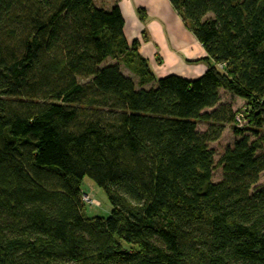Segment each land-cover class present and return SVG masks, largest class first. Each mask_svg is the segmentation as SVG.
Segmentation results:
<instances>
[{"label": "trees", "instance_id": "obj_1", "mask_svg": "<svg viewBox=\"0 0 264 264\" xmlns=\"http://www.w3.org/2000/svg\"><path fill=\"white\" fill-rule=\"evenodd\" d=\"M170 3L197 79L155 78L118 3L0 0V264H264V0Z\"/></svg>", "mask_w": 264, "mask_h": 264}, {"label": "crops", "instance_id": "obj_2", "mask_svg": "<svg viewBox=\"0 0 264 264\" xmlns=\"http://www.w3.org/2000/svg\"><path fill=\"white\" fill-rule=\"evenodd\" d=\"M135 1L136 6L126 0L118 1L125 18V35L129 41H141L140 54L149 63L152 61L150 69L155 78L177 75L194 80L214 64L205 60L203 45L186 28L170 0ZM137 8L146 11L145 20Z\"/></svg>", "mask_w": 264, "mask_h": 264}, {"label": "rangeland", "instance_id": "obj_3", "mask_svg": "<svg viewBox=\"0 0 264 264\" xmlns=\"http://www.w3.org/2000/svg\"><path fill=\"white\" fill-rule=\"evenodd\" d=\"M94 1L98 7L108 10L111 9L116 3H118L119 0H94ZM126 3L133 4L134 6H136L135 0H126ZM142 9L144 10V8ZM144 12L146 11L144 10ZM148 64L150 67H152V61L150 63L148 61ZM124 70L127 75L132 77V75L126 69ZM222 99L224 103L233 106L232 109L234 111L237 110L241 111L244 110L246 107L245 103L242 102L240 99L233 97L229 94H226L225 92H222ZM248 123L249 122L244 117L240 125L242 127H247ZM205 129L206 127L204 125L199 126L200 131H203ZM236 139L237 137L234 134V131L230 126H228L225 132L223 133L221 139L212 146L215 148L217 154L219 155L226 149V147L232 146ZM219 178H220V174L217 171L215 174V180H218ZM261 183H264V177L262 178ZM82 190H83V195H88L89 196L88 198L90 199L88 200V198L85 197L86 198L85 200L88 201L87 202L88 204L86 203V214L88 216H99L103 220H107L111 214V204L104 190L98 187L97 185H95L89 178H85V180L83 181Z\"/></svg>", "mask_w": 264, "mask_h": 264}, {"label": "built area", "instance_id": "obj_4", "mask_svg": "<svg viewBox=\"0 0 264 264\" xmlns=\"http://www.w3.org/2000/svg\"><path fill=\"white\" fill-rule=\"evenodd\" d=\"M85 197L88 198L89 196H88V195H85V196H84V200L86 199ZM88 200H90V199L88 198ZM85 202L87 203L88 201L85 200ZM87 204H88V203H87Z\"/></svg>", "mask_w": 264, "mask_h": 264}]
</instances>
